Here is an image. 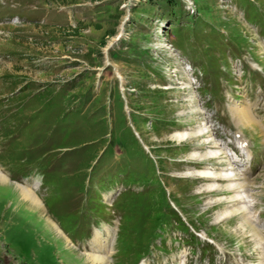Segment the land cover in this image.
<instances>
[{"label": "rangeland", "instance_id": "374dc122", "mask_svg": "<svg viewBox=\"0 0 264 264\" xmlns=\"http://www.w3.org/2000/svg\"><path fill=\"white\" fill-rule=\"evenodd\" d=\"M193 1L199 16L218 24L215 30L227 26L245 38L240 47L224 40L229 60L250 47L264 61V25H252L247 9L235 0ZM175 2L172 15L168 0H0V167L18 180L22 174L30 182L42 178L44 214L75 239L79 255L95 228L108 225L117 232L115 264L149 254L143 257L147 264H260L264 247L240 226L239 216L226 215L232 212L226 211V191L210 192L211 181L184 176L202 141L179 140L175 135L188 131H173L200 122L199 105L227 128L238 126L226 98L235 88L230 62L219 73V94H213V74L205 76L179 49L187 42L204 57L202 37L211 43L214 23L206 18V31L202 19ZM119 32L120 41L113 43ZM262 76L245 73L248 88H235L238 102L262 94ZM124 98L134 110L129 114ZM255 112L264 121V98ZM243 128L258 144L252 192L264 220L263 135L260 128ZM12 186L0 188V264H79L38 215L18 206ZM115 186L124 190L109 206L105 193ZM168 201L202 237L196 241L184 233L171 212L176 222L163 231V253L167 248L154 246V234L162 211H170Z\"/></svg>", "mask_w": 264, "mask_h": 264}, {"label": "bare ground", "instance_id": "6f19581e", "mask_svg": "<svg viewBox=\"0 0 264 264\" xmlns=\"http://www.w3.org/2000/svg\"><path fill=\"white\" fill-rule=\"evenodd\" d=\"M118 78H121V76H119ZM197 109H200V107L198 106ZM233 114H235L236 122L238 124L248 126L250 128H255L256 126L258 127V121L253 117L248 106L238 105L235 103L233 107ZM206 129L207 126L204 123H201L198 124L196 128H187L184 129L183 131H176L174 132V134L177 132H185V131L192 132V133H188V132L179 133L178 135H175L177 139L184 140L187 139L188 137L198 136L202 133H205L207 132ZM205 138H206L205 141L208 140L213 141L212 147L203 151H195L196 153H193L195 157L198 156L199 159H204L207 158V156L210 157L213 155H217L218 153L223 151L221 144H219L218 141H216L213 137H211V135H207V137ZM237 146L241 147L242 149H245V145L242 144L241 142L240 145ZM249 154L250 153L248 152V149L246 147L245 149L246 158H248ZM200 155H202V157ZM224 157H226L225 154ZM226 161H227L226 167H218L213 164L212 166H202L199 170H197V173L200 176H206L207 177L206 179L211 181L212 184L208 185V188L210 190L219 188L222 185L224 189H228L231 191V194L228 196V200L230 201L229 204L230 209L227 211L229 212L232 209V212L229 213L227 212L228 214L226 215L228 216L230 214L233 215L239 214L241 216L240 226L242 228L247 227L249 233L252 236L256 237L257 242L264 243V234L259 232L258 229L259 227L264 228V222L259 223L258 215L253 211L254 200L251 198V195L249 194V186L252 183L251 180L252 178L247 177L248 173L247 170H245L244 168L239 170V168L235 167L229 157H226ZM205 169L206 171L202 173V171H204ZM0 170L4 173L2 174L0 172L1 190L2 191L9 190V186L13 185L12 187L17 191L14 192V194L16 196L18 206L21 207L23 206V208L26 211H28L29 214L31 215H35V214L38 215L37 216L38 219L43 220L46 230H48L49 232H53L54 236H56L59 241L61 242L63 241V245L65 241L66 242L65 247L68 251L70 250V253L72 256H74L75 261H77L79 264H113L111 258L114 250L113 242L115 238V230H116L115 227L111 228L108 226H104L103 230H100L101 228L100 229L97 228L96 230H94L92 238L88 240L89 241L88 246L84 247L83 255H79L74 251V249L70 245L71 244L69 240L70 238L68 236L67 237L69 239L65 237L63 235L64 233L61 230V228L52 219H50V217L44 214L43 201L40 198V196L36 194L37 192H35L36 188L39 185V182L35 181L33 183H29L28 181H26L24 183L13 182L14 184H12L11 183L12 181L11 182L9 181L10 179L9 175L6 172H4L1 168ZM217 178H220L223 181L225 180V183H222V181L217 182L216 180ZM18 183H21V185ZM140 264H144V263H140Z\"/></svg>", "mask_w": 264, "mask_h": 264}, {"label": "trees", "instance_id": "16d2710c", "mask_svg": "<svg viewBox=\"0 0 264 264\" xmlns=\"http://www.w3.org/2000/svg\"><path fill=\"white\" fill-rule=\"evenodd\" d=\"M168 1L171 2L170 3V6L173 8L172 11H171V14L173 15L174 14L173 12L175 11V9H174V3H173L174 1L173 0H168ZM161 217L162 218L164 217L161 223H165L166 219L168 220V218H166L167 217L166 215L165 216L162 215Z\"/></svg>", "mask_w": 264, "mask_h": 264}]
</instances>
